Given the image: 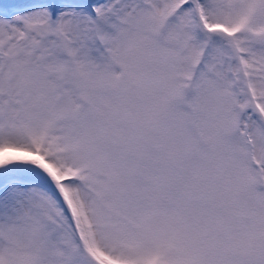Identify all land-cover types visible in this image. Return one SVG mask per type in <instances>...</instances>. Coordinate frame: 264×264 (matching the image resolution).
<instances>
[{"label": "snow or ice", "instance_id": "obj_1", "mask_svg": "<svg viewBox=\"0 0 264 264\" xmlns=\"http://www.w3.org/2000/svg\"><path fill=\"white\" fill-rule=\"evenodd\" d=\"M0 264H264V0L0 16Z\"/></svg>", "mask_w": 264, "mask_h": 264}, {"label": "rangeland", "instance_id": "obj_2", "mask_svg": "<svg viewBox=\"0 0 264 264\" xmlns=\"http://www.w3.org/2000/svg\"><path fill=\"white\" fill-rule=\"evenodd\" d=\"M33 2L34 0H0V16H11L20 12L25 5Z\"/></svg>", "mask_w": 264, "mask_h": 264}]
</instances>
